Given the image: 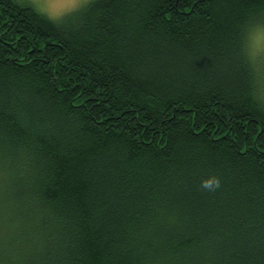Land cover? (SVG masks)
I'll return each mask as SVG.
<instances>
[{"label":"trees","instance_id":"obj_1","mask_svg":"<svg viewBox=\"0 0 264 264\" xmlns=\"http://www.w3.org/2000/svg\"><path fill=\"white\" fill-rule=\"evenodd\" d=\"M258 24L264 0H0V264H264Z\"/></svg>","mask_w":264,"mask_h":264},{"label":"clouds","instance_id":"obj_2","mask_svg":"<svg viewBox=\"0 0 264 264\" xmlns=\"http://www.w3.org/2000/svg\"><path fill=\"white\" fill-rule=\"evenodd\" d=\"M90 0H29L38 14L46 15L50 20L59 22L63 17L82 7H86ZM221 187L219 177L212 176L201 182V188L206 191H215Z\"/></svg>","mask_w":264,"mask_h":264},{"label":"rangeland","instance_id":"obj_3","mask_svg":"<svg viewBox=\"0 0 264 264\" xmlns=\"http://www.w3.org/2000/svg\"><path fill=\"white\" fill-rule=\"evenodd\" d=\"M247 37L251 57L257 61V65L264 63V24L253 26Z\"/></svg>","mask_w":264,"mask_h":264}]
</instances>
